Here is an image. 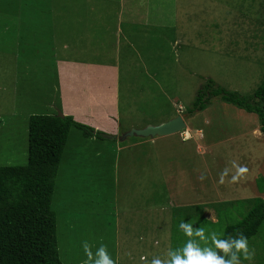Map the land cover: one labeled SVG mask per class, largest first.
I'll return each instance as SVG.
<instances>
[{
    "label": "rangeland",
    "instance_id": "1",
    "mask_svg": "<svg viewBox=\"0 0 264 264\" xmlns=\"http://www.w3.org/2000/svg\"><path fill=\"white\" fill-rule=\"evenodd\" d=\"M122 2L121 38L132 46L130 60L122 50L121 129L158 125L182 108L192 160L167 172L187 170L193 188L189 195L171 196L167 204L162 200L161 212L145 207L147 217L156 212L148 220L142 213V188L143 178L153 174L151 139L90 140L72 129L52 200L63 264H84L85 242L93 255L105 246L115 264H151L153 258L164 259L169 250L185 246L189 238L181 223L204 228L206 236L217 232L222 239L225 227L237 223L254 199H264L258 191L264 186L263 139L250 143L255 160L229 150L223 174L213 167L206 175L194 151L197 143L216 139L214 124L221 116L245 128L259 125L256 115L218 98L203 113L186 114L207 78L243 95L259 86L264 77V0H91L97 12L107 8L112 19ZM18 6L23 7L19 20L0 15V167L26 165L28 116L54 115L58 109V69L51 61L67 45H85L79 0H21ZM24 57L31 61L21 63ZM210 118L214 122L209 126ZM180 140V134L170 138ZM166 157L162 163L168 168ZM240 168L247 171L241 175ZM202 180L204 190H196ZM247 244L253 257L249 261L241 255V264H264V224ZM205 246L213 245L201 243Z\"/></svg>",
    "mask_w": 264,
    "mask_h": 264
},
{
    "label": "crops",
    "instance_id": "2",
    "mask_svg": "<svg viewBox=\"0 0 264 264\" xmlns=\"http://www.w3.org/2000/svg\"><path fill=\"white\" fill-rule=\"evenodd\" d=\"M20 1L0 0V9L2 6L4 8L0 10V15L15 17L16 20H19L23 14V7L19 9L18 6ZM79 1L83 7L84 17V39L81 43L85 45L79 48L67 45L63 48L61 56L55 57L51 61L58 69L56 73L59 103L57 112L60 111L63 116L71 117L75 122L104 134L107 138L102 141L115 139L120 141L119 136L130 130L122 131L119 109L122 50L125 48V59L127 57L130 60L129 47L132 46L125 37H122L123 41L121 38L125 4L123 2L119 4V12L116 18L112 19L107 18V15L110 14L107 8H103V11L101 8L97 12L91 0ZM108 2L110 1L105 4ZM6 9L9 12H5ZM29 18H31V13L27 16V19ZM15 58L18 59L17 56ZM30 61L28 57H24L20 62L29 63ZM211 119H207L209 126L214 122ZM217 121L214 124L217 125L216 139L197 143L196 150H194L200 154L198 155L200 156L199 160L204 163L206 175L210 174L213 167L223 174L227 155L230 154L229 150L231 149L236 150L244 158L248 157L246 158L248 161L255 160L257 155L251 149L250 143H258L263 139L260 127L256 123L242 128L243 124L239 123L240 125L234 126L228 119L222 120V116ZM170 138L171 136L150 140L153 144V157L152 169L149 170L153 171V174L143 178L142 213L145 217H147L144 212L145 207L156 208V212H159L158 208L162 200L167 204L171 196L189 195L193 188V185L186 179L187 170L180 172L175 169V172L174 170L171 173L167 172L174 165L184 164L185 166L188 159L192 160L189 156L190 145L187 144L189 141L174 142L170 141ZM240 138L242 139L237 143ZM88 139L98 140L94 137ZM132 146L135 147V144ZM126 148L123 147L122 150H126ZM188 149L189 151H187ZM165 156H167L168 168H165L162 163ZM212 186L217 188L214 184ZM195 188L204 190V180L200 181V184H196ZM156 212H152V216L147 219L149 220L151 217L154 219Z\"/></svg>",
    "mask_w": 264,
    "mask_h": 264
},
{
    "label": "trees",
    "instance_id": "3",
    "mask_svg": "<svg viewBox=\"0 0 264 264\" xmlns=\"http://www.w3.org/2000/svg\"><path fill=\"white\" fill-rule=\"evenodd\" d=\"M216 98L256 115L264 140V77L250 95L226 90L207 78L186 114L203 113ZM27 127L26 165L0 167V264H63L52 200L70 131H80L85 139L107 137L71 117L59 118L57 112L32 115ZM258 191L264 193V186ZM263 224L264 199L257 198L237 223L225 227L222 239L243 235L249 241L259 234ZM175 240L178 242L179 238Z\"/></svg>",
    "mask_w": 264,
    "mask_h": 264
},
{
    "label": "clouds",
    "instance_id": "4",
    "mask_svg": "<svg viewBox=\"0 0 264 264\" xmlns=\"http://www.w3.org/2000/svg\"><path fill=\"white\" fill-rule=\"evenodd\" d=\"M177 115L181 114L177 112ZM185 131L188 132V130ZM246 171V168L239 169L241 175ZM180 228L189 238L185 246L169 250L164 259L153 258L151 264H241V255L244 260L249 261L253 257V254L249 252L247 239L243 235L235 239L225 240L220 239L217 232H211L210 235L206 236L204 228L194 230L191 223H181ZM209 241H211L212 247H201V243L207 245ZM83 248L87 256L84 264H115L103 245L97 249L95 255H93L87 242L83 244ZM220 253H223V255H220ZM140 259L146 262L148 258L147 256H141Z\"/></svg>",
    "mask_w": 264,
    "mask_h": 264
},
{
    "label": "water",
    "instance_id": "5",
    "mask_svg": "<svg viewBox=\"0 0 264 264\" xmlns=\"http://www.w3.org/2000/svg\"><path fill=\"white\" fill-rule=\"evenodd\" d=\"M57 116L59 118L64 117L60 111L57 112ZM186 128L183 116L176 115L174 118L158 125H148L142 129H130L121 135L120 141L127 138L154 139L170 137L180 134Z\"/></svg>",
    "mask_w": 264,
    "mask_h": 264
},
{
    "label": "built area",
    "instance_id": "6",
    "mask_svg": "<svg viewBox=\"0 0 264 264\" xmlns=\"http://www.w3.org/2000/svg\"><path fill=\"white\" fill-rule=\"evenodd\" d=\"M179 108H181V107H179ZM177 112H178L179 114H181V112H183V111H182V108L179 109ZM180 135L182 136L183 141L189 140V139L191 138L190 134H189L188 132H186V131L180 133Z\"/></svg>",
    "mask_w": 264,
    "mask_h": 264
}]
</instances>
